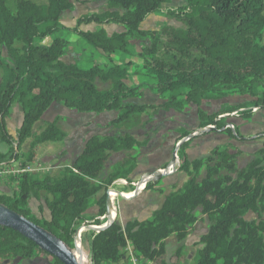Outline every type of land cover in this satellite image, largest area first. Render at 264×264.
Here are the masks:
<instances>
[{
    "label": "trees",
    "instance_id": "16d2710c",
    "mask_svg": "<svg viewBox=\"0 0 264 264\" xmlns=\"http://www.w3.org/2000/svg\"><path fill=\"white\" fill-rule=\"evenodd\" d=\"M172 1L107 0L104 12L82 15L67 29L109 62L112 55L127 54L130 41L148 42L139 54L141 69L153 81L147 88L162 104L136 105L128 102L141 98L143 89L126 84L131 76L126 67L113 64L83 69L62 61L68 43L54 36L66 30L62 15L83 0H45L44 4L16 0L14 9L0 0V141L17 151L28 142L27 163L34 161L38 146L63 142L66 134L58 119L36 128L54 103L78 113L116 111L113 125L134 115L182 113L194 105L199 130L223 129V115L249 107L264 110V0H182L183 6L169 13L179 26L140 30L149 16ZM90 24L119 25L124 31L109 35L104 29L80 30ZM48 38H52L49 44H38ZM98 82L108 87L98 89ZM229 95L251 101L224 107L217 115L200 109L205 101ZM13 104L22 113L15 141L5 124ZM226 130L230 133L231 129ZM256 138L262 140V147L244 167L238 166L241 152L233 146L215 147L205 157L191 161L184 158L180 170L187 173L188 180L164 198L150 220L128 222L124 227L112 222L99 232H90V264H120L124 256L129 264L128 246L139 264L153 263L164 255V242L170 236L178 242L185 240L197 221V211L209 226L192 264H264V132ZM144 145L130 135L93 136L72 165L56 174H22L18 191L12 196L0 195V205L74 249L76 229L92 199L101 193L91 224L100 226L108 188L129 179L136 168L137 154H129L102 180L111 155L133 153ZM12 160H16L14 153H0V168ZM30 200L43 201L48 220L31 215ZM249 214L254 217L247 219ZM35 251L39 249L32 242L0 227L1 260H30ZM179 255L180 250L174 260Z\"/></svg>",
    "mask_w": 264,
    "mask_h": 264
},
{
    "label": "rangeland",
    "instance_id": "374dc122",
    "mask_svg": "<svg viewBox=\"0 0 264 264\" xmlns=\"http://www.w3.org/2000/svg\"><path fill=\"white\" fill-rule=\"evenodd\" d=\"M6 1L8 7L14 9L16 0ZM30 1L36 4L45 3V0ZM83 1V3H75L72 11L65 12L62 15L61 22L66 30L60 31L54 36L63 38L68 43L65 63H75L83 69H87L94 64L105 68L113 65V63L126 67L131 75L127 81V85H141L140 87L144 91L141 98L129 100L128 103L136 105L162 104L161 100L153 97L154 94L147 88L153 81L144 77V71L141 69L142 61L139 58V54L143 47L148 45V42L130 41L128 53H117L113 55V61L109 62L105 58H101L100 54L67 30L75 26V20L80 16L101 13L106 10L105 4L107 0ZM183 3L185 2L182 0H174L169 4H163L156 14L149 16L140 25V30H158L163 26H179L169 13L181 8ZM95 26L97 25L90 24L89 27L82 25L80 30L84 32H95L98 30ZM108 26L110 27L108 28V34L124 31V28L119 25ZM51 39H45L44 41L38 42V44H49ZM2 54L3 57H6L4 51ZM1 75L0 70V80ZM143 86H146L145 88L147 89H144ZM107 87L108 85L106 84L97 83L98 89L102 90ZM249 101L251 99L243 96L229 95L218 101H205L202 103L200 109L208 114L217 115L224 107H236ZM255 116L257 117L254 122L252 119ZM117 117L118 112L116 111L100 114L78 113L56 103L36 125V128L39 126V129L46 123L58 119L59 128L65 133H69L70 136L79 134L81 138H87L93 135L99 137L130 135L139 142L145 143L136 152L112 154L107 162L104 173L101 176L102 180L107 177L115 164L125 160L129 154H137V165L129 179L115 182L106 192L107 197L110 199L111 218L104 216L99 218L100 226L91 225L96 220L98 213L96 201L100 198V193L92 199L90 207L84 215V219L76 229L74 249H71V251L76 257L77 249L81 251L80 260L83 264H90L88 240L91 235L90 232L95 231L90 228H100L109 222H117L121 227H124L128 222L150 220L153 212L161 207L164 198L179 189L188 180L187 173L180 170L184 158L191 161L202 156L205 157L211 151H208L211 147L236 145L237 147L235 148L241 152L237 160L238 166L244 167L256 153L255 148L257 145L254 142H262V140H257L256 136L258 134L256 132L254 133L253 129L264 132V110L252 109V107H249L245 111H238L228 116H222L223 126H233V130H230V133L224 128L221 130L213 129L208 132L199 130L197 108L194 105H190L182 113L170 111L160 112L155 116L148 114L134 115L120 125H113L112 121ZM21 122L22 113L20 107L18 104H13L11 114L5 120V124L7 132L14 141L16 140L17 131L20 128ZM249 129L250 131H248ZM211 132L214 134L210 138H206V141L203 138L193 141L195 137L199 138ZM184 136L186 137L178 142ZM226 139H229L230 144L223 146ZM64 141L60 143H46L38 146L34 151L35 159L32 163H27L26 161L28 142L23 144L20 150L17 151V149L13 150L12 146L0 141V153L7 155L14 153L16 155V160H12L10 165L0 168V195L12 196L18 191L21 174H18L16 171L22 167H30L32 170L39 169L33 173H51L53 175L62 168L72 165L73 158L78 153V150L74 149L73 152L66 153ZM74 141H76V138H74ZM162 173L165 175L158 178V175ZM113 192L115 193V197ZM110 193L111 195L109 197ZM113 203L115 214L112 206ZM28 209L31 215L38 220L49 219V212L43 201L30 200ZM196 217L197 221L189 229L185 240L178 242L174 236H170L164 242V255L152 264H172L171 261L174 260L178 250H180V255L178 259L176 258L174 260V263L192 264L195 261L197 252L201 249V239L206 234L209 226L207 218L202 216L200 211L196 212ZM253 217L251 214L246 216L247 219ZM125 260L127 259L124 256L120 264H127ZM0 264H55V262L54 258L39 250L35 251L30 260L16 259L10 261L0 259Z\"/></svg>",
    "mask_w": 264,
    "mask_h": 264
},
{
    "label": "water",
    "instance_id": "95a60500",
    "mask_svg": "<svg viewBox=\"0 0 264 264\" xmlns=\"http://www.w3.org/2000/svg\"><path fill=\"white\" fill-rule=\"evenodd\" d=\"M212 128L205 129L203 132L212 131ZM162 173L158 175V178L164 176ZM109 215V198L106 199V214ZM112 222L104 225L100 228H90L97 232L103 230L107 226L111 225ZM0 227L10 229L26 240L32 242L40 251L47 254L48 256L56 259L61 264H80L73 255V252L68 249L62 242L56 237L45 231L43 228L35 225L28 221L19 214L5 208L0 205Z\"/></svg>",
    "mask_w": 264,
    "mask_h": 264
},
{
    "label": "crops",
    "instance_id": "0c3cea01",
    "mask_svg": "<svg viewBox=\"0 0 264 264\" xmlns=\"http://www.w3.org/2000/svg\"><path fill=\"white\" fill-rule=\"evenodd\" d=\"M78 19V18H77ZM76 19V20H77ZM76 20H75V22H76ZM61 24H62V22H61ZM63 25V24H62ZM84 27H89V25H87V26H84ZM95 28H97V29H104L107 33H108V28H110L109 26H95ZM123 32V31H122ZM113 33H121V32H112L111 34H113ZM111 34H109V35H111ZM66 51H67V47H66V49H65V55L63 56V58H62V61H64L65 62V56H66ZM96 55H97V53H95ZM101 58H105L106 59V57H104V56H101ZM107 60V59H106ZM113 61V55L111 56V62ZM68 64H75V63H68ZM114 65H118V64H116V63H113ZM94 65H98V64H94ZM94 65H92V66H94ZM130 73V72H129ZM131 77V76H130ZM128 81V80H127ZM127 81H126V84H127ZM143 94H144V91L142 90V96H143ZM153 97H156L158 100H160V98H158L157 96H155V95H153ZM54 104H56V103H54ZM54 104H52L51 106H50V108L51 107H53L54 106ZM143 105V104H142ZM157 105H158V103H157ZM49 108V109H50ZM48 109V110H49ZM47 110V111H48ZM46 111V112H47ZM45 112V113H46ZM45 115V114H44ZM43 115V116H44ZM256 117L257 116H255L253 119H252V121H254L255 122V120H256ZM244 129V128H243ZM242 130V129H241ZM248 131H250V129L248 130ZM252 131V130H251ZM64 132V131H63ZM253 132L255 133L256 132V134H258V133H260L261 131H257V130H255V129H253ZM65 133V132H64ZM240 133H242V131H240ZM66 134V138H65V141H64V143H65V149H66V153L68 152V153H70V152H73L74 151V149H76V150H78V153L74 156V158H73V162H74V160L77 158V156H79L80 155V153L82 152V150H83V148H84V145H85V142L89 139V138H91V137H93V136H97V135H93V136H89V137H87V138H81L80 137V135L79 134H77V135H69V133H65ZM214 133L213 132H211V133H206V134H204V135H202L201 137H199V138H194L193 139V141H195V140H200V139H202L203 138V140L204 141H206L205 139L206 138H210V136H212ZM73 136V137H72ZM74 138H76V141H74ZM213 140V139H212ZM229 139H226L225 141V144L223 145V146H225V145H227V144H230V142L228 141ZM202 142V141H201ZM210 142V141H209ZM254 144H256L257 146H256V148H255V151H258L260 148H261V146H262V142L261 141H255L254 142ZM234 147H237L236 145H233ZM216 147H218V146H216ZM214 147H211L208 151H210V150H212ZM187 154H189V153H187ZM203 157V156H202ZM201 158V157H200ZM172 162H173V160H172ZM114 214H115V212H114Z\"/></svg>",
    "mask_w": 264,
    "mask_h": 264
},
{
    "label": "built area",
    "instance_id": "2783aa9c",
    "mask_svg": "<svg viewBox=\"0 0 264 264\" xmlns=\"http://www.w3.org/2000/svg\"><path fill=\"white\" fill-rule=\"evenodd\" d=\"M208 128H212V129H214L215 130V127L214 126H210V127H208ZM208 128H206V129H208ZM224 129H231V130H233V126H230V125H226L225 127H224ZM205 130V129H204ZM2 168V167H1ZM35 170H39V169H35ZM35 170H32L30 167H22L21 169H18L16 172L18 173V174H24V173H33V172H35ZM126 253H127V256H128V262H129V264H139L138 263V261H137V259L134 257V255L132 254V251H131V248H130V246H128L127 247V249H126ZM147 264H152V263H147Z\"/></svg>",
    "mask_w": 264,
    "mask_h": 264
},
{
    "label": "bare ground",
    "instance_id": "6f19581e",
    "mask_svg": "<svg viewBox=\"0 0 264 264\" xmlns=\"http://www.w3.org/2000/svg\"><path fill=\"white\" fill-rule=\"evenodd\" d=\"M113 194H114V197H115V193L113 192ZM110 195H111V193L109 194V197H110ZM111 205H110V199H109V215L107 216L108 218H111L110 217V207ZM113 210H114V212H115V207H114V203H113ZM74 255V254H73ZM75 258H76V260L80 263V264H83L82 262H81V260H80V257H81V251L79 250V249H77V257L76 256H74Z\"/></svg>",
    "mask_w": 264,
    "mask_h": 264
}]
</instances>
